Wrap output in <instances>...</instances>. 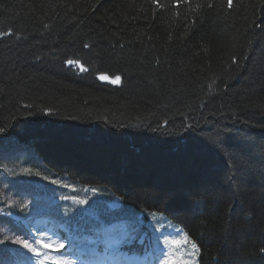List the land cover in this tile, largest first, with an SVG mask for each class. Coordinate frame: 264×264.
<instances>
[{
	"label": "trees",
	"instance_id": "1",
	"mask_svg": "<svg viewBox=\"0 0 264 264\" xmlns=\"http://www.w3.org/2000/svg\"><path fill=\"white\" fill-rule=\"evenodd\" d=\"M0 130V209L61 179L164 214L199 264H264V0H0ZM16 237L0 216V264Z\"/></svg>",
	"mask_w": 264,
	"mask_h": 264
},
{
	"label": "rangeland",
	"instance_id": "2",
	"mask_svg": "<svg viewBox=\"0 0 264 264\" xmlns=\"http://www.w3.org/2000/svg\"><path fill=\"white\" fill-rule=\"evenodd\" d=\"M106 76V75H105ZM108 79L107 80H102L103 82H107L110 84H119L120 79L117 83H112L111 81L115 80V78L109 77L107 76ZM68 187H72L76 192L79 193H87L88 191L94 192V193H98L99 191L97 189L94 188H88V187H79V186H72V185H68ZM113 202L110 204V206H112ZM126 212L123 213V215H117L118 220H125V222L127 223V226H133L134 224L139 225V223H137V218L135 216H133L131 213H129V207H126ZM138 215V214H137ZM149 220L144 223V226H147V233L149 234V238L152 241V246L153 249L156 250V253H160L161 254V249L164 248L165 246L163 245V243L161 244H157L156 243V237L158 235H160V233L162 232L164 235H170L171 238L173 239H177V240H182L184 235L187 233L182 229V227H180L179 225L175 224L174 222H171L170 220H168L164 215L162 214H149ZM106 217H107V211L104 207H102L100 209V213L97 214L96 216H92L89 217L87 219V221L82 224L84 226H103L104 222L106 221ZM42 221H38L36 224H31L28 223L27 226H29V230L30 232L36 237V235H39V239L44 238V237H51L53 239H56L58 237H60L59 233L57 232V230H55V232L53 231V227H50L49 225H45L42 224ZM51 226H56V225H51ZM125 228L126 225L124 224V226H121L120 229L123 230L122 233V237L123 238H127L128 234L125 232ZM108 230H110V227L107 228ZM156 229H159L160 231L157 232ZM59 230V229H58ZM174 230H180V235H176V231ZM188 236V235H187ZM112 237V236H110ZM109 235H107L105 237V242L107 241L108 238H110ZM144 236H142L143 239ZM189 237V236H188ZM65 238H68L65 240V244H66V250L65 252H69V250H67V247L71 244L72 236L68 235ZM163 239V237H161V240ZM195 243L194 241H192L189 238V243L187 245L186 248H181L178 252H175V255L173 256V259H180L183 258L184 260H186L188 262V264H199V251H196L194 249H192L191 244ZM196 244V243H195ZM108 249V248H106ZM111 249V248H109ZM64 251V250H61ZM167 251L171 254L172 252H174L175 250L172 248H168ZM116 255H113L112 257L108 258H114L115 256L121 254L119 250H117ZM153 253V252H152ZM150 252L149 256L150 258H154L153 260H155V264H158L159 261H163V258L160 255L159 261L156 259V256L154 254H152ZM59 255V254H57ZM104 255V254H102ZM100 253H96V259H94V261L96 262V264H111V262L113 260H108L105 259ZM70 258H72L75 261V264H82V262H80V259H77V257L74 256H70ZM150 261V259H149ZM137 264H144L143 260H138Z\"/></svg>",
	"mask_w": 264,
	"mask_h": 264
},
{
	"label": "snow or ice",
	"instance_id": "3",
	"mask_svg": "<svg viewBox=\"0 0 264 264\" xmlns=\"http://www.w3.org/2000/svg\"><path fill=\"white\" fill-rule=\"evenodd\" d=\"M231 4V0H229ZM69 65L78 64L77 61H67ZM81 70H83L81 68ZM100 80H107L108 77L105 75H101L99 77ZM119 77H116L115 80L111 81L112 83H116L119 81ZM50 114V113H49ZM2 131V130H0ZM30 171V170H29ZM47 179V178H46ZM52 183H56V181H52ZM84 203V202H81ZM26 207V205H25ZM159 232V229H156ZM176 231V235H180V230ZM161 237L163 239L161 240ZM68 238L65 237H58L53 239L51 237H44L41 239L33 238L32 242L30 243L27 239H21L16 237L14 239V243L22 245L24 248L28 249L29 252L33 254L32 260L33 264H75V261L70 258L69 254H66V244L65 240ZM121 239L118 237H110L106 241V248H111L114 252L117 251V245H119ZM3 241H0V244H3ZM156 243L159 245L163 243L165 246L161 249V257L163 258V264H188L186 260L183 258L180 259H173L175 252H178L181 248H186L189 243V237L185 234L182 240H177L171 238L170 235H164L162 232L160 235L156 237ZM192 249L199 251V247L197 244H191ZM168 248H172L175 251L171 254L167 251ZM260 251L264 253V248H261ZM59 252V255H55V253Z\"/></svg>",
	"mask_w": 264,
	"mask_h": 264
},
{
	"label": "bare ground",
	"instance_id": "4",
	"mask_svg": "<svg viewBox=\"0 0 264 264\" xmlns=\"http://www.w3.org/2000/svg\"><path fill=\"white\" fill-rule=\"evenodd\" d=\"M134 133H135V135H137V134H138V131H135ZM135 135H134V136H135Z\"/></svg>",
	"mask_w": 264,
	"mask_h": 264
}]
</instances>
